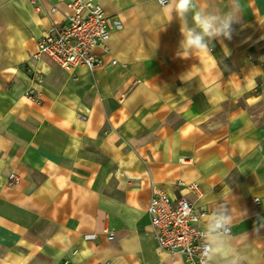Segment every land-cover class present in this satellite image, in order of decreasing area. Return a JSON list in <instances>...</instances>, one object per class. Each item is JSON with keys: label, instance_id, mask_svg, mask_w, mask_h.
Returning <instances> with one entry per match:
<instances>
[{"label": "crops", "instance_id": "crops-1", "mask_svg": "<svg viewBox=\"0 0 264 264\" xmlns=\"http://www.w3.org/2000/svg\"><path fill=\"white\" fill-rule=\"evenodd\" d=\"M70 1L0 0V264H187L158 248L153 185L205 209V229L227 203L231 248L264 264V0H239L232 38L186 58L158 0H98L118 26L91 72L38 52Z\"/></svg>", "mask_w": 264, "mask_h": 264}, {"label": "built area", "instance_id": "built-area-1", "mask_svg": "<svg viewBox=\"0 0 264 264\" xmlns=\"http://www.w3.org/2000/svg\"><path fill=\"white\" fill-rule=\"evenodd\" d=\"M27 1L42 11L41 0ZM67 7L70 13L65 23H52L39 39V55L48 56L66 70L82 66L91 72L103 67V58L96 49L103 54L110 53L109 40L118 21L105 14L98 0H71ZM56 12L57 9L53 8L52 13ZM111 63L118 65L114 59ZM26 96L31 101L41 100L36 91L28 92ZM10 178L17 180L15 175ZM176 187L196 197L203 195L197 183L182 181ZM152 192L148 216L158 248L169 255L182 256L187 264H200L201 242L205 233L203 223L207 211L194 205L183 193L174 199L156 185H153ZM254 200L259 203L258 198ZM109 237L112 239V234Z\"/></svg>", "mask_w": 264, "mask_h": 264}, {"label": "clouds", "instance_id": "clouds-1", "mask_svg": "<svg viewBox=\"0 0 264 264\" xmlns=\"http://www.w3.org/2000/svg\"><path fill=\"white\" fill-rule=\"evenodd\" d=\"M161 9L168 15L181 20L182 39L179 53L207 50L213 40L232 38L233 24L240 20L239 0H230L231 7L225 13L201 8L197 0H158ZM191 15L192 26L187 25ZM233 217L227 203H219L210 214L208 226L201 242L200 264H215L219 259L223 264H243V257L231 248V224Z\"/></svg>", "mask_w": 264, "mask_h": 264}]
</instances>
